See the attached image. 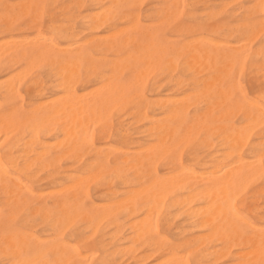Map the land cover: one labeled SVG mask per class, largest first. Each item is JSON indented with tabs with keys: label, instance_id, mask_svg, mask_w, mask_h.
I'll return each instance as SVG.
<instances>
[{
	"label": "bare ground",
	"instance_id": "1",
	"mask_svg": "<svg viewBox=\"0 0 264 264\" xmlns=\"http://www.w3.org/2000/svg\"><path fill=\"white\" fill-rule=\"evenodd\" d=\"M261 3L0 0V264H264Z\"/></svg>",
	"mask_w": 264,
	"mask_h": 264
},
{
	"label": "rangeland",
	"instance_id": "2",
	"mask_svg": "<svg viewBox=\"0 0 264 264\" xmlns=\"http://www.w3.org/2000/svg\"><path fill=\"white\" fill-rule=\"evenodd\" d=\"M189 11L186 12V14L188 13ZM192 13V12H191ZM186 14L184 16H182V19H181V23L185 24V25H193L194 23H192L190 20H188ZM183 21V22H182ZM186 22V23H185ZM261 43V38L258 37L255 42H254V48L255 47H258ZM250 59L247 60L246 62V66L244 68V71L241 75V78H240V83H241V86L243 88V90L246 92V93H249V88H248V85H247V78H248V69H249V66H250ZM92 190H90L89 192V195L90 197H92Z\"/></svg>",
	"mask_w": 264,
	"mask_h": 264
},
{
	"label": "snow or ice",
	"instance_id": "3",
	"mask_svg": "<svg viewBox=\"0 0 264 264\" xmlns=\"http://www.w3.org/2000/svg\"><path fill=\"white\" fill-rule=\"evenodd\" d=\"M260 7H261L262 9H264V0H262V3H261V5H260ZM261 107L264 108V104H262ZM233 213H234L236 216H242V213H241L239 210H237V209H233ZM262 230H264V226H262Z\"/></svg>",
	"mask_w": 264,
	"mask_h": 264
}]
</instances>
